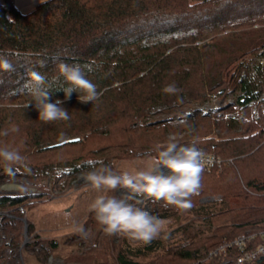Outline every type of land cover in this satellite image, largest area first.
I'll list each match as a JSON object with an SVG mask.
<instances>
[{
	"label": "trees",
	"instance_id": "1",
	"mask_svg": "<svg viewBox=\"0 0 264 264\" xmlns=\"http://www.w3.org/2000/svg\"><path fill=\"white\" fill-rule=\"evenodd\" d=\"M0 55L15 68L0 70V133L9 130L0 135V147L24 157L14 175L0 161V184L5 176L38 183L50 174L68 183L93 170L89 160L110 167L155 156L157 144L182 134L181 144L217 162L204 167L190 210L157 202L151 213L200 222L168 264H236L264 244V63L257 60L264 57V0H43L29 12L1 0ZM60 63L79 65L99 96L81 103L76 92L66 99L52 90L49 102L60 100L70 119L45 123L32 97L16 90L27 71L51 80ZM168 85L177 91L165 93ZM231 95L235 102L218 111H192ZM74 138L80 140L57 145ZM41 196L0 194V214H8L10 224L11 214L22 217L21 207ZM18 223L11 225L10 243L0 247V264H49L58 242L28 244L21 258ZM242 235L250 236L244 249L233 244ZM155 242L140 253L127 245L117 251V263L137 264L132 258L154 251ZM87 254L62 260L82 263Z\"/></svg>",
	"mask_w": 264,
	"mask_h": 264
},
{
	"label": "clouds",
	"instance_id": "2",
	"mask_svg": "<svg viewBox=\"0 0 264 264\" xmlns=\"http://www.w3.org/2000/svg\"><path fill=\"white\" fill-rule=\"evenodd\" d=\"M0 70L15 71L14 65L4 55H0ZM58 72L59 75L49 80L38 71H27L26 79L16 90L32 97L39 113L38 119L45 123L70 119L68 110L61 106L60 100L49 102L52 90H62L66 99L76 92L81 103H93L99 96L96 85L86 78L79 65L60 63ZM163 91L174 93L177 89L174 85H168ZM18 130L13 127L10 131ZM8 134V129L0 133L3 136ZM179 140L180 137L172 134L167 142L157 144L154 150L156 154L147 170L117 173L104 165L103 161L87 162L93 170L82 174V179L101 193L90 203L88 210L94 213L97 224L106 235L123 234L133 242L149 245L157 238L167 237L166 234L162 235L165 233V221L151 214L143 204L144 200L163 202L165 208L172 206L179 211L193 207L191 197L198 194L201 188L204 154L194 145L181 144ZM0 161L9 175H14L16 166H24V157L8 146L0 147ZM161 166L168 169L169 174H163ZM118 188L127 190L119 198L114 195ZM74 230L87 236L83 225L75 226Z\"/></svg>",
	"mask_w": 264,
	"mask_h": 264
},
{
	"label": "rangeland",
	"instance_id": "3",
	"mask_svg": "<svg viewBox=\"0 0 264 264\" xmlns=\"http://www.w3.org/2000/svg\"><path fill=\"white\" fill-rule=\"evenodd\" d=\"M1 1V0H0ZM264 63V57L257 59ZM235 102L233 95L225 98L213 97L204 104L198 105L192 111L215 112L226 106L228 103ZM191 112V111H190ZM181 136L180 137L181 139ZM154 156H143L129 158L126 160L114 161L110 167L117 173L128 171L147 170ZM68 168H61L66 171ZM92 170L80 172L73 176L67 183L65 177L61 174L48 175L38 183L26 181L16 177H4L0 184V194L9 195H42L41 198L28 200L25 206H22L23 216L10 215V224L0 214V247L3 243L9 244L10 237L14 235L13 231L15 221L19 220L18 227H21V244L17 254L19 257H27L26 246L37 242L47 245L51 241H56L59 247L54 251V255L49 258V264H64L63 257L67 258L77 254L88 253L84 262L72 264H118L116 261L117 251L125 249L127 245L140 253L138 249H143L144 245L133 242L123 234L113 236L106 235L97 224L94 213L89 212L90 203L101 193L93 189L90 184L82 179V174ZM160 171L167 175L169 170L161 166ZM126 189L118 188L114 195L118 198L126 193ZM111 194V193H109ZM143 204L147 206L150 213L157 211V202L144 200ZM193 218L183 217L181 221L164 220L166 239H155L156 249L150 253H143L132 258L137 264H168L172 257V251L192 237L200 227L199 221H193ZM77 225H83L87 236L84 237L77 233L74 228ZM188 225V226H187ZM12 227V228H10ZM204 227L202 228V230ZM85 242L86 246L80 244ZM129 243V244H128ZM21 257V258H22ZM61 257V258H60ZM264 263V262H263ZM174 264H191L189 261H180L177 259Z\"/></svg>",
	"mask_w": 264,
	"mask_h": 264
},
{
	"label": "built area",
	"instance_id": "4",
	"mask_svg": "<svg viewBox=\"0 0 264 264\" xmlns=\"http://www.w3.org/2000/svg\"><path fill=\"white\" fill-rule=\"evenodd\" d=\"M217 162V158L212 155H204V167H209ZM250 236L242 235L233 244L238 245L241 249L245 248V243ZM223 248V247H222ZM251 261L256 264L264 262V244L260 245L256 250L248 251L237 260L236 264H245L246 262Z\"/></svg>",
	"mask_w": 264,
	"mask_h": 264
},
{
	"label": "crops",
	"instance_id": "5",
	"mask_svg": "<svg viewBox=\"0 0 264 264\" xmlns=\"http://www.w3.org/2000/svg\"><path fill=\"white\" fill-rule=\"evenodd\" d=\"M43 0H14L15 5L23 12H29Z\"/></svg>",
	"mask_w": 264,
	"mask_h": 264
},
{
	"label": "water",
	"instance_id": "6",
	"mask_svg": "<svg viewBox=\"0 0 264 264\" xmlns=\"http://www.w3.org/2000/svg\"><path fill=\"white\" fill-rule=\"evenodd\" d=\"M79 140H80V138L69 139V140H65V141H63L61 143H58L57 145H64V144L71 143V142H76V141H79Z\"/></svg>",
	"mask_w": 264,
	"mask_h": 264
}]
</instances>
